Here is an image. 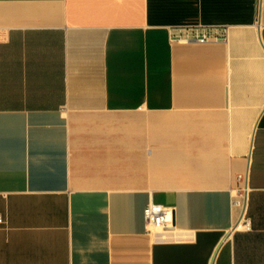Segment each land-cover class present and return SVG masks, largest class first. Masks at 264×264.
<instances>
[{
  "label": "crops",
  "instance_id": "0c3cea01",
  "mask_svg": "<svg viewBox=\"0 0 264 264\" xmlns=\"http://www.w3.org/2000/svg\"><path fill=\"white\" fill-rule=\"evenodd\" d=\"M0 214V264H264V0H0Z\"/></svg>",
  "mask_w": 264,
  "mask_h": 264
},
{
  "label": "built area",
  "instance_id": "2783aa9c",
  "mask_svg": "<svg viewBox=\"0 0 264 264\" xmlns=\"http://www.w3.org/2000/svg\"><path fill=\"white\" fill-rule=\"evenodd\" d=\"M216 35L210 34L203 31L199 34H195L191 37H185V40H195V41H205L210 37H215ZM237 204H242L241 200L234 201ZM143 215L145 222L148 226V231L155 230L156 232L163 234L170 230L173 225V209L169 206H164L159 203L149 202L144 210ZM4 219L0 214V223H3ZM237 227H242L244 229L250 228L249 218H244L242 222L236 225Z\"/></svg>",
  "mask_w": 264,
  "mask_h": 264
}]
</instances>
